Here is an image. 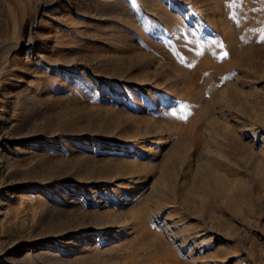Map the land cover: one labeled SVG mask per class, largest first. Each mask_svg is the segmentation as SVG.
Returning a JSON list of instances; mask_svg holds the SVG:
<instances>
[{"label":"rangeland","instance_id":"1","mask_svg":"<svg viewBox=\"0 0 264 264\" xmlns=\"http://www.w3.org/2000/svg\"><path fill=\"white\" fill-rule=\"evenodd\" d=\"M0 264H264V0H0Z\"/></svg>","mask_w":264,"mask_h":264},{"label":"bare ground","instance_id":"2","mask_svg":"<svg viewBox=\"0 0 264 264\" xmlns=\"http://www.w3.org/2000/svg\"><path fill=\"white\" fill-rule=\"evenodd\" d=\"M210 8H211V6H210ZM251 52H253V51H251ZM258 53V52H257ZM255 53H253V55H254ZM251 55V54H250ZM251 57H253V56H251ZM248 58H250V56L248 57ZM254 58V57H253ZM252 59V58H251ZM240 66V65H239ZM155 105V104H154ZM161 141H163V140H161Z\"/></svg>","mask_w":264,"mask_h":264}]
</instances>
